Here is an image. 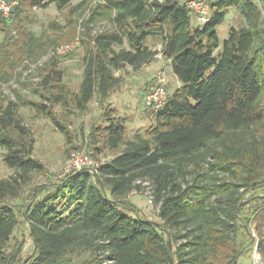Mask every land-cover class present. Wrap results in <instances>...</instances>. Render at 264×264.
Here are the masks:
<instances>
[{
    "label": "trees",
    "instance_id": "obj_1",
    "mask_svg": "<svg viewBox=\"0 0 264 264\" xmlns=\"http://www.w3.org/2000/svg\"><path fill=\"white\" fill-rule=\"evenodd\" d=\"M23 2L62 9L72 0H18ZM186 3L103 0L84 26L99 19L109 25L84 34L76 94L68 99L63 72L52 62L40 70L39 89L33 90L45 104L0 97L2 161L14 172L0 179V264L24 260L26 240L10 245L20 223L31 245L25 264H233L254 244L252 228L264 258V0H212L208 21L199 25ZM231 8L244 25L229 29L214 57L216 28ZM9 17L0 15V22ZM151 37L161 41L160 51L145 44ZM159 54L170 61L181 86L153 123L126 139L124 118L107 109L106 125L95 129L103 135L101 146L94 148L114 156L95 173L83 169L35 187L18 213L11 201L44 172L33 157L34 138L19 107H32L66 133L52 105L65 107L70 101L85 111L95 100L103 106L121 85L115 73L126 67L137 71ZM213 142L223 149L211 147ZM189 165L191 181L186 180ZM142 184L158 206L160 226L128 200Z\"/></svg>",
    "mask_w": 264,
    "mask_h": 264
},
{
    "label": "rangeland",
    "instance_id": "obj_2",
    "mask_svg": "<svg viewBox=\"0 0 264 264\" xmlns=\"http://www.w3.org/2000/svg\"><path fill=\"white\" fill-rule=\"evenodd\" d=\"M15 1L16 4L12 8L15 11L12 17L8 16L7 19L11 20L0 22V72L7 71L8 75L5 77L0 73V97L5 100H17L19 97L25 103L30 101L45 104L44 100L33 90L38 88L36 85L41 79L40 70L53 62L56 68L63 72V84L69 93L67 97L70 99L71 95L77 93L81 81L83 55L81 41L84 39V34L93 35L109 25L106 20L99 19L89 22L87 27L84 26L85 22L91 18L92 11L97 5L103 4V0H72L62 9L57 8L54 3L46 7L32 8L24 2ZM205 1L209 3L212 0ZM252 1L258 2L259 0ZM192 21L194 25L200 24L195 16L192 17ZM243 25L244 21L240 12L234 8L229 9L224 21L216 28L218 48L214 50V57H217L223 42L228 38L229 29ZM158 40V38L151 37L146 40L145 44L149 45ZM67 47L71 50H63L60 53L56 51ZM11 63L12 67L9 68L8 65ZM161 67V60L155 59L147 70L142 68L135 73L133 70L124 69L115 73L116 76L121 75V85L110 94L103 106L95 100L88 104L85 111L76 110L70 101L65 107L52 105L51 109L55 118L60 125L65 127L66 133H62L52 121L37 113L32 107L27 105L19 107V114L34 138L33 157L43 164L44 172L34 175L31 181L23 186L20 196L11 201L18 213L23 210L27 197L35 187L59 180L58 176L71 154L91 153L92 159L98 164L109 161L114 156V152L94 148L101 146L103 135H98L95 129L106 125L108 115L105 112L107 109H114L115 112L111 114L113 117L124 118L126 139L138 132L144 133L153 123V118L143 108V92L145 85L158 70L162 69ZM162 71L167 78V91L173 94L176 86L172 79H169L165 69ZM211 147L218 150L223 149L220 142L211 143ZM4 152V149L0 148V179L9 178L14 173L2 161ZM186 171L188 173L186 180L191 181L194 177L192 165H189ZM203 171L206 172L205 165ZM146 187V184H142L140 191L129 194L128 200L145 217L160 223L157 218L158 206L152 202L149 203V190ZM214 202V199L210 200L211 204ZM249 207L248 211L253 210V207ZM25 229L20 223L10 242L12 246L21 237L26 240L22 252L24 260L31 250ZM250 235V245L253 241L254 244L250 249L247 247L242 249L236 259V264H264V258L255 247V242L260 237L253 228L250 230ZM179 241L177 243H180Z\"/></svg>",
    "mask_w": 264,
    "mask_h": 264
},
{
    "label": "built area",
    "instance_id": "obj_3",
    "mask_svg": "<svg viewBox=\"0 0 264 264\" xmlns=\"http://www.w3.org/2000/svg\"><path fill=\"white\" fill-rule=\"evenodd\" d=\"M15 4V0H0V15L4 18H7ZM186 7L192 12L199 23L203 24L208 21L210 10L208 3L205 0H188ZM67 49L68 47L65 49H57L56 51L57 53H60L63 50L67 51ZM68 50L71 49L69 48ZM156 57L160 58L162 56L159 54ZM168 97L167 78L161 69L158 70L145 85L142 100V105L145 112H147L151 118H154L155 114L166 104ZM98 166L99 164L92 159L91 153H73L65 162L58 178L61 179L69 173L77 172L83 169H88L95 172ZM149 203H151V198L149 199Z\"/></svg>",
    "mask_w": 264,
    "mask_h": 264
},
{
    "label": "crops",
    "instance_id": "obj_4",
    "mask_svg": "<svg viewBox=\"0 0 264 264\" xmlns=\"http://www.w3.org/2000/svg\"><path fill=\"white\" fill-rule=\"evenodd\" d=\"M148 47H149V49L150 50H152V51H160L161 50V41L160 40H158V41H153V43H151V44H149L148 45ZM156 60H161V62H162V69H165V71L168 73V75H169V79L171 78L172 79V81L174 82V84H175V86H176V89L177 88H179L181 85H180V83L176 80V78L174 77V75L172 74V71H171V67H170V61L169 60H166V59H161V58H159V59H157V57L155 58ZM154 59V60H155ZM151 64V63H150ZM150 64H148V65H145V66H143L142 68L143 69H148L149 68V66H150ZM141 68V69H142ZM125 70L126 71H131L132 70V68L131 67H126L125 68ZM140 70V69H139ZM135 73H137L138 72V70L137 71H134ZM117 73H119V72H117ZM169 94V93H168ZM170 95V94H169ZM138 133H140V132H138Z\"/></svg>",
    "mask_w": 264,
    "mask_h": 264
},
{
    "label": "water",
    "instance_id": "obj_5",
    "mask_svg": "<svg viewBox=\"0 0 264 264\" xmlns=\"http://www.w3.org/2000/svg\"><path fill=\"white\" fill-rule=\"evenodd\" d=\"M92 172H94V171H92ZM95 173V172H94ZM29 208V205H28V207H27V209ZM155 224L157 225V226H160V224L159 223H156L155 222ZM245 231L247 232V233H249V231H248V228L246 227L245 228ZM168 246L170 247V242H169V240H168ZM27 262V259H25L24 261H23V263L22 264H25ZM233 264H236V259L233 261Z\"/></svg>",
    "mask_w": 264,
    "mask_h": 264
}]
</instances>
